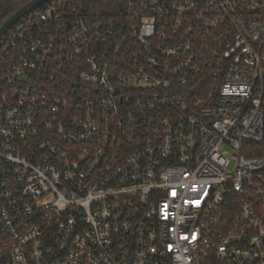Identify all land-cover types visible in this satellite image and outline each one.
Masks as SVG:
<instances>
[{
    "label": "built area",
    "instance_id": "2783aa9c",
    "mask_svg": "<svg viewBox=\"0 0 264 264\" xmlns=\"http://www.w3.org/2000/svg\"><path fill=\"white\" fill-rule=\"evenodd\" d=\"M0 264H264V0H50L9 29Z\"/></svg>",
    "mask_w": 264,
    "mask_h": 264
},
{
    "label": "water",
    "instance_id": "95a60500",
    "mask_svg": "<svg viewBox=\"0 0 264 264\" xmlns=\"http://www.w3.org/2000/svg\"><path fill=\"white\" fill-rule=\"evenodd\" d=\"M49 1L50 0H30L22 5L0 25V40L8 32V30L11 29L25 15L38 9Z\"/></svg>",
    "mask_w": 264,
    "mask_h": 264
},
{
    "label": "trees",
    "instance_id": "16d2710c",
    "mask_svg": "<svg viewBox=\"0 0 264 264\" xmlns=\"http://www.w3.org/2000/svg\"><path fill=\"white\" fill-rule=\"evenodd\" d=\"M28 1L30 0H0V25Z\"/></svg>",
    "mask_w": 264,
    "mask_h": 264
}]
</instances>
